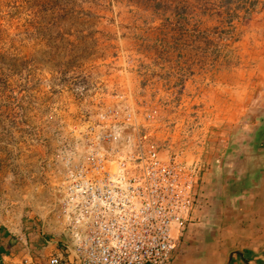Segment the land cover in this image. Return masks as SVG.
Returning a JSON list of instances; mask_svg holds the SVG:
<instances>
[{
	"label": "rangeland",
	"instance_id": "1",
	"mask_svg": "<svg viewBox=\"0 0 264 264\" xmlns=\"http://www.w3.org/2000/svg\"><path fill=\"white\" fill-rule=\"evenodd\" d=\"M117 1L0 0V264H44L40 242H25V234L31 239L37 233L41 216L48 218L42 207L50 198L51 180L48 170L41 168L53 160L82 111L95 106L100 94H149V87L170 94L166 88L176 85L165 82L158 70L151 83L137 82L144 67L136 63L130 46L133 36L116 33L111 16ZM253 22L256 34L221 33L213 52L221 71L236 76L234 94H225L222 83L218 94L209 93L213 84L206 78L200 94L194 92V80L187 89L181 82V110L164 114L155 132L158 139L171 138L174 148L184 145L195 152L203 172L210 165L204 156L227 131L233 138L253 142L263 138L264 89L256 88L255 81H264V22ZM210 58L205 52L204 64ZM247 72L252 84L240 82ZM249 98L246 114L231 127H220L225 100L238 107Z\"/></svg>",
	"mask_w": 264,
	"mask_h": 264
},
{
	"label": "built area",
	"instance_id": "2",
	"mask_svg": "<svg viewBox=\"0 0 264 264\" xmlns=\"http://www.w3.org/2000/svg\"><path fill=\"white\" fill-rule=\"evenodd\" d=\"M124 91L100 94L41 168L51 180L41 218L63 237L48 264H168L190 217L200 157L155 135L164 114L181 110L183 85Z\"/></svg>",
	"mask_w": 264,
	"mask_h": 264
},
{
	"label": "crops",
	"instance_id": "3",
	"mask_svg": "<svg viewBox=\"0 0 264 264\" xmlns=\"http://www.w3.org/2000/svg\"><path fill=\"white\" fill-rule=\"evenodd\" d=\"M111 17L118 35L133 36L136 63L144 67L137 82L151 83L158 73L169 85L184 82L186 89L194 80V92L200 94L206 78L213 84L209 93L218 94L222 83L225 94H234L236 76L221 71L213 52L221 33L256 34L253 20L264 22V0H118ZM205 52L211 55L208 64ZM240 82L252 84L250 73ZM255 83L264 89L261 78ZM250 101L244 99L237 107L225 100L220 127L239 121ZM259 136L263 138L253 142L227 131L212 144L204 156L210 167L202 173L190 217L168 264H264V132ZM256 147L258 153L248 149ZM36 230L31 239L25 234V242H40L44 264L62 256L63 237L52 229V219L41 220Z\"/></svg>",
	"mask_w": 264,
	"mask_h": 264
},
{
	"label": "trees",
	"instance_id": "4",
	"mask_svg": "<svg viewBox=\"0 0 264 264\" xmlns=\"http://www.w3.org/2000/svg\"><path fill=\"white\" fill-rule=\"evenodd\" d=\"M209 166H207V169H208ZM195 203V202H194ZM0 261H1V258H0Z\"/></svg>",
	"mask_w": 264,
	"mask_h": 264
}]
</instances>
